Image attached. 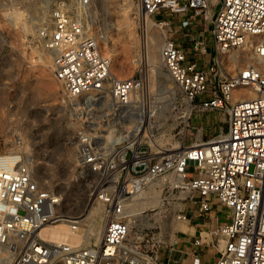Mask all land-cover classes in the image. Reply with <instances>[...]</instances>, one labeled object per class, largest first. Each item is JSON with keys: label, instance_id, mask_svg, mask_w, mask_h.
Segmentation results:
<instances>
[{"label": "built area", "instance_id": "obj_1", "mask_svg": "<svg viewBox=\"0 0 264 264\" xmlns=\"http://www.w3.org/2000/svg\"><path fill=\"white\" fill-rule=\"evenodd\" d=\"M91 4L58 2L36 39L51 56L63 94L74 101L93 95L111 117L108 136L78 128L70 138L80 172L99 175L93 202L103 210L62 212V196L39 182L13 141L0 152V264H159L160 251L169 247L165 237L148 221L134 225L130 219L133 212L150 211L157 192L169 210L176 208L185 235L191 222L186 204L195 217L214 204L226 211L222 222L185 236L190 249L181 250L177 261L203 264L205 246L210 264H264V0H137L154 25L188 13L210 24L209 48L194 37L189 50L172 37L162 41L159 55L175 92L161 145L153 114L144 115L138 105L147 76L112 72L86 18ZM237 49L248 52L242 63L233 55ZM208 112H221L226 128L203 140V128L193 120ZM127 117L132 128L143 126L147 139L116 134ZM95 223L99 238L90 233ZM56 224L66 227L61 239L41 233ZM74 237H80L77 243Z\"/></svg>", "mask_w": 264, "mask_h": 264}, {"label": "rangeland", "instance_id": "obj_2", "mask_svg": "<svg viewBox=\"0 0 264 264\" xmlns=\"http://www.w3.org/2000/svg\"><path fill=\"white\" fill-rule=\"evenodd\" d=\"M60 1L72 2L0 0V152L18 141L21 151L30 160L35 177L44 187L62 196V212H82L93 203V210L100 213L102 205L93 202L98 188L97 185L93 192V182L99 180V175L80 172L70 138L78 128L98 138L112 128V125L107 126L112 123L111 117L105 107L91 100L93 95L74 101L63 94L61 84L52 75L51 56L36 39L38 28L48 22L51 9ZM169 17L168 25L146 21L137 0H92L86 13L102 53L111 59L112 72L122 78L138 70L146 74V87L142 95L139 94L142 101L137 104L152 113V123L159 125L155 133L158 145L168 136L164 121L175 92L159 55L163 39L174 36L190 48L194 37L202 40L207 48L211 46L209 22L202 21L199 16L190 17L189 13ZM247 54L246 49L233 52L240 63L246 60ZM196 118H201L199 121L194 118L193 122L202 126L203 140L226 128L221 112H208ZM120 123V127L116 126V134L132 135L136 131L131 127L130 118ZM141 137L147 139L140 133ZM163 195L157 192L154 197L161 205L159 210L138 213L130 219L134 225L151 223L150 227L160 231L165 245L170 247L180 237L179 228H186L183 222L175 219L176 208L169 210L167 200L161 201ZM216 213L225 220V209L219 207ZM95 226L98 227V223ZM173 227L175 230L169 232ZM207 252L211 255V249Z\"/></svg>", "mask_w": 264, "mask_h": 264}, {"label": "crops", "instance_id": "obj_3", "mask_svg": "<svg viewBox=\"0 0 264 264\" xmlns=\"http://www.w3.org/2000/svg\"><path fill=\"white\" fill-rule=\"evenodd\" d=\"M176 40V42L184 47L186 50H189V46H187L184 43H181L179 40H177L176 37L171 36ZM205 60H208V56L204 57ZM195 120L199 121L201 118H195ZM223 130V129H222ZM225 131V129L223 130ZM218 131H216L214 134H216ZM220 206L217 205H212L211 209L209 212L205 213L202 217H195L193 214V209L186 204V210L188 212L189 218L191 220L190 226L188 228V231L186 232V235L183 234L179 228V234L180 237H178L175 241L174 246L172 247H164L160 251V262L159 264H183V259L181 261H177V258L179 257V252L184 249H190V246L184 242L185 236H193L196 237L198 236V233L203 230L205 227H213L215 226L216 223L222 222L223 219H221L218 214L216 213V210ZM226 212V211H225ZM202 253H204V256L202 258V263L203 264H210V262L213 260L212 255H209L208 248L203 247L202 248ZM185 263V262H184Z\"/></svg>", "mask_w": 264, "mask_h": 264}, {"label": "bare ground", "instance_id": "obj_4", "mask_svg": "<svg viewBox=\"0 0 264 264\" xmlns=\"http://www.w3.org/2000/svg\"><path fill=\"white\" fill-rule=\"evenodd\" d=\"M146 21H148V22H150V19L149 18H147V20ZM29 27L30 26H32V22H31V20H29V25H28ZM247 58H248V54H247ZM264 62V61H263ZM136 96L134 95V94H132L131 95V100H132V102H136ZM143 109V113H144V115H146L147 114V112H146V109L145 108H142ZM125 126H127L128 127V125H125ZM130 127V126H129ZM142 128H143V126H137L136 128H134V130H136L135 132H134V134H130V135H128V134H124L123 136H128L130 139H131V141L132 140H138L139 138H140V133H141V131H142ZM112 131V130H111ZM108 135H109V132H108ZM107 135V136H108ZM120 136H122V135H120ZM158 200H156V199H154V200H152L151 202H150V204H149V206H148V208H146V210H150V211H154V210H159V207L161 206L160 204H158ZM93 208H95L94 207V205H93V203H90L89 204V206H87L83 211H84V215H88V214H90V212H92L93 211ZM141 210H138V211H136V212H133L132 213V216L134 217L135 215H137L139 212H140ZM148 225H151V223H149ZM63 224H56V225H52L51 227H44L42 230H41V233L44 235V236H46L47 238H49L50 240H57V239H61L62 237H64V234H65V229L63 228ZM183 228V227H182ZM182 228H181V230H182ZM173 230H175V228L173 227V229H168V231L170 232H172ZM94 233L95 234V236H97V238H99L100 236H101V229H100V227L98 226L97 228L95 227V226H93L91 229H90V233ZM169 236V235H168ZM79 239H80V237H74V240H71V242L72 243H77L78 241H79Z\"/></svg>", "mask_w": 264, "mask_h": 264}]
</instances>
